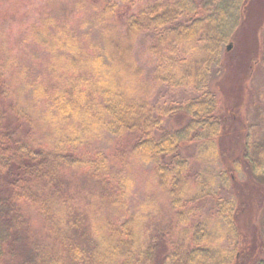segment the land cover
<instances>
[{
  "label": "trees",
  "instance_id": "obj_1",
  "mask_svg": "<svg viewBox=\"0 0 264 264\" xmlns=\"http://www.w3.org/2000/svg\"><path fill=\"white\" fill-rule=\"evenodd\" d=\"M71 1L80 8L91 0ZM139 1L105 0L83 23L107 22L119 3ZM248 2L153 0L129 15L121 33L110 25L93 42L69 17L35 8L21 39L40 52L37 72L28 52H16L0 28L6 46L0 44V264H153L155 236L167 247L160 264H243L249 253L241 206L222 194L232 172L206 167L191 174L179 149L200 141L198 153L210 151L218 162L215 141L229 121L210 81L237 41ZM144 36L154 83L194 95L170 106L152 101L134 51ZM180 114L187 123L168 128L166 117ZM129 133H136L133 147L121 142ZM250 137L245 157L254 168L252 145L264 144L258 134ZM101 139L111 148L87 149ZM146 165L174 211L151 234L146 223L155 200L128 205L136 186L132 170ZM78 172L85 187L70 180ZM207 198L214 199L210 214L195 217V204ZM35 222H43V234Z\"/></svg>",
  "mask_w": 264,
  "mask_h": 264
},
{
  "label": "rangeland",
  "instance_id": "obj_2",
  "mask_svg": "<svg viewBox=\"0 0 264 264\" xmlns=\"http://www.w3.org/2000/svg\"><path fill=\"white\" fill-rule=\"evenodd\" d=\"M46 1L51 3L46 4ZM104 1H87L83 7L78 8L71 0H0V7L3 10L0 17L1 32L5 31L8 34L9 44L15 48L16 52H22V54L28 52L30 60L28 58L26 60L34 63V70L37 72L42 67L40 52L30 49L21 39L26 22L36 16L35 8H43L44 12L53 13L57 10L59 17H69L73 29L78 34L85 33L88 41L93 42L99 39L100 32L110 25H112L111 32L121 33L125 29V22L129 15L153 0H141L134 5L119 3L117 16L115 15L111 20L98 25L84 24L85 19H91L93 14L101 10L100 6ZM244 17V24L239 30L236 43L228 48L224 65L219 72L214 73L210 81V87L220 101L219 113L227 116L229 121V126L223 135L215 141L219 152L218 162H213L210 151L206 154L198 153L200 141L183 143L179 153L191 163V174L203 172L206 167H210V173L212 171L218 173L217 170L220 169L232 172V174L229 173L230 186L224 188L222 194L233 196L240 203L238 222L244 234L246 253H249L243 264H256L257 260L264 257V149L260 140L259 145L258 142L252 145L253 160L256 162L253 168L250 156L245 157V147L247 141L252 139L251 137L248 139L250 135L258 134L264 144V0H249ZM1 32L0 38L3 36ZM82 36L84 38L83 34ZM84 40L87 41L85 38ZM148 41L147 36L139 39L134 51L136 50L135 54L145 70L143 77L140 78L144 84H148L152 101L170 106L174 102H182L194 95L190 88L154 83V63L146 53ZM187 121L188 117L181 114L168 116L165 119L166 126L172 129L181 128ZM135 141L136 133H129L121 142L133 147ZM107 146L111 148L104 139H101L87 149L91 152H103L108 149ZM132 171L136 186L135 194L131 196V202L128 205L131 208L145 199L155 200L154 211L146 223L149 227L148 234H151L153 227L158 231L160 226L172 218L174 211L171 209V201L167 194H163L158 189L152 176V165L137 166ZM70 180H73L75 187L86 185L83 172L70 174ZM157 192L161 195L157 196ZM195 205L197 206L194 210L195 217H206L212 210L214 199L207 198ZM35 223L40 224L43 234V222ZM150 224H152L151 227ZM155 240L152 248L157 250L153 256V264H160L167 247L164 242L158 241L157 236Z\"/></svg>",
  "mask_w": 264,
  "mask_h": 264
},
{
  "label": "water",
  "instance_id": "obj_3",
  "mask_svg": "<svg viewBox=\"0 0 264 264\" xmlns=\"http://www.w3.org/2000/svg\"><path fill=\"white\" fill-rule=\"evenodd\" d=\"M230 47H231V45L228 48H230Z\"/></svg>",
  "mask_w": 264,
  "mask_h": 264
}]
</instances>
